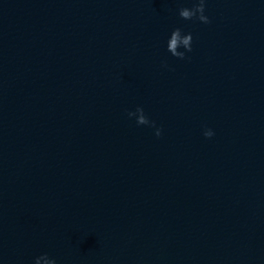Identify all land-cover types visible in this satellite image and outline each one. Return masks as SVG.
<instances>
[{"label":"water","instance_id":"95a60500","mask_svg":"<svg viewBox=\"0 0 264 264\" xmlns=\"http://www.w3.org/2000/svg\"><path fill=\"white\" fill-rule=\"evenodd\" d=\"M184 3L0 0V264H264V0Z\"/></svg>","mask_w":264,"mask_h":264},{"label":"clouds","instance_id":"9594fccd","mask_svg":"<svg viewBox=\"0 0 264 264\" xmlns=\"http://www.w3.org/2000/svg\"><path fill=\"white\" fill-rule=\"evenodd\" d=\"M205 8L206 0H190V3H184L178 8L177 14L185 20L196 19L203 23H209L210 18L206 14ZM192 41V32L184 31L181 27H174L165 38V50L173 57L184 59L186 54L192 50ZM162 63L167 66L166 62L162 61ZM127 114L130 117H135L139 114V119L135 121L138 125L152 126L155 135H161L160 126H157L154 120L149 119L141 105H137L134 110H128ZM203 135L211 137L214 135V130L210 127H205ZM42 261L44 264H57L56 258L50 256L47 252H42L33 257V264H41Z\"/></svg>","mask_w":264,"mask_h":264}]
</instances>
